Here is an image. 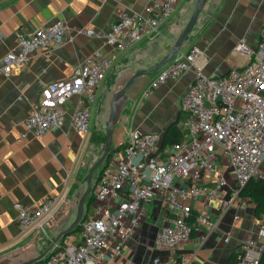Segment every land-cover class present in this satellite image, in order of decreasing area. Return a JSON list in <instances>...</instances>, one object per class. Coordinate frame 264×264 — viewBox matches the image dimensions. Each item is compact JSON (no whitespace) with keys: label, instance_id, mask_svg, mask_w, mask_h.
Segmentation results:
<instances>
[{"label":"crops","instance_id":"crops-1","mask_svg":"<svg viewBox=\"0 0 264 264\" xmlns=\"http://www.w3.org/2000/svg\"><path fill=\"white\" fill-rule=\"evenodd\" d=\"M152 2L0 0V264L13 252L23 257L18 264L39 255L76 219L88 172L105 149L106 123L114 93L135 72L152 69L167 56L182 33L180 16L189 13L190 2L177 6L171 19L157 33L145 35L123 52L108 45L103 36H89L82 28L106 31L123 13L142 9ZM202 14L207 15L196 22L181 49L195 45L202 51L197 65L202 66L207 76L225 75L232 66L243 65L246 59L235 48L242 39L249 46L258 43L264 24V0H208ZM56 20H63L67 26L64 42L37 50L25 66H14L6 74L3 58L7 52L18 49L19 31L28 34ZM96 49H102L106 57L113 59V64L97 88L90 110L89 131L82 133L72 123V114L80 100L79 95H73L66 102V117L61 126L43 135L28 132L23 136L25 120L43 88L70 77ZM157 73L138 76L126 94L115 101L116 113L110 132L111 148L115 151L128 142L134 131L155 132L163 138L169 127L176 124L173 131L180 140L184 138L185 115L180 102L195 79L196 68L159 84L146 96L145 90ZM114 152L95 172L94 181L114 158ZM221 165L229 178L220 191L227 203L212 200L206 206L205 196L186 200L193 208V216L206 211L219 220L204 242L200 238L206 228L201 227L175 249L158 246L157 234L172 224V215L162 196L156 195L120 253L108 250L103 264H152L170 256L184 257L186 264H230L235 257L234 264H237L243 241L255 237L260 228L264 229V215L255 213V204L248 196L239 193L234 198L236 178L228 161L222 160ZM206 181H211V177H206ZM211 185L214 184L211 182ZM48 197L58 201L57 209L38 228L22 230L17 205L33 209ZM92 206L93 202L89 210L86 206V214L92 212ZM226 237L230 239L226 241ZM80 240L81 229H77L60 239L53 249Z\"/></svg>","mask_w":264,"mask_h":264},{"label":"built area","instance_id":"built-area-1","mask_svg":"<svg viewBox=\"0 0 264 264\" xmlns=\"http://www.w3.org/2000/svg\"><path fill=\"white\" fill-rule=\"evenodd\" d=\"M184 1L153 0L142 9L123 13L106 31L90 28L81 31L89 36H103L108 45L123 52L145 35L157 33ZM66 35L63 20L28 34L19 31L18 49L7 52L3 58L5 73H10L14 66H25L37 50L61 44ZM235 50L244 55L246 62L232 66L221 76L202 72V66L197 65L202 51L195 45L179 49L173 55L146 88L145 95L168 79L196 68L195 79L180 102L185 115L184 138L164 146L158 133H131L128 142L114 152V158L103 168L93 187L92 212L81 221L80 242L59 245L36 264H103L108 250L120 253L156 195L162 196L172 215V224L157 234L158 246L175 249L201 227L206 228L200 238L204 242L219 220L206 211L193 216V208L186 200L205 196L206 206L212 200L227 203L220 195L229 180L221 161H228L236 178L234 198L251 179L264 182V24L255 46L242 39ZM112 64V58L96 49L70 77L46 85L25 120L23 136L28 132L43 135L61 126L66 117V102L73 95H79L80 100L72 123L86 134L97 88ZM206 177H211V181H206ZM58 204L55 198L48 197L33 209L17 205L19 226L25 231L38 228ZM263 237L264 229L260 228L255 237L243 241L237 264H258L264 253ZM186 261L184 257L170 256L152 264H186Z\"/></svg>","mask_w":264,"mask_h":264},{"label":"water","instance_id":"water-1","mask_svg":"<svg viewBox=\"0 0 264 264\" xmlns=\"http://www.w3.org/2000/svg\"><path fill=\"white\" fill-rule=\"evenodd\" d=\"M205 2H206V0H197L193 14H192L188 24L186 25L184 31L180 34L178 40L173 44V46H172L170 52L167 54V56L152 69H142V70H138L137 72H135V74L128 80L126 85L114 93V95L112 97L110 118L106 123L107 140L105 143V149H104L102 156L92 165V167L90 168V170L88 172L87 187H86L84 193L82 194V196L80 198L79 212H78L76 219L71 223V225L68 228H66L65 230H63L62 232H60L56 236L53 243L48 248H46V250L41 252L39 255H37V256L29 259V260H26L24 262H21L19 264H36V263L42 261L44 258H46L49 255V253L52 251L54 245L57 244L60 239L65 237L70 232L78 229V227L81 224V221L83 220L84 216L86 215V206L88 205V201H86V200L90 196V193L93 190L95 183L97 182V180L94 181V174L103 165V163L109 158V156L115 151L114 149L111 148V135H110L112 123H113V120L115 119V113H116L115 106H114L115 101L126 94L127 90L134 83V81L137 79L138 76L143 75V74L151 75V74L157 73L163 66H165L167 64V62L173 57V55L179 49H181L182 45L184 44V42L188 38L191 30L195 26V24H196V22L200 16V13L202 11V7H203Z\"/></svg>","mask_w":264,"mask_h":264},{"label":"trees","instance_id":"trees-1","mask_svg":"<svg viewBox=\"0 0 264 264\" xmlns=\"http://www.w3.org/2000/svg\"><path fill=\"white\" fill-rule=\"evenodd\" d=\"M176 124H173L165 135L163 136V145H168L170 143L179 141L178 135L173 131V128ZM110 158V156H109ZM107 159V161L109 160ZM240 194L244 196H248L252 202L255 204V213L257 215H264V182L257 179H251L241 190ZM93 202V197L90 196L88 199V210L90 209V205ZM81 229V226L78 227ZM235 257L231 258L230 264H234ZM258 264H264V253L261 256Z\"/></svg>","mask_w":264,"mask_h":264},{"label":"rangeland","instance_id":"rangeland-1","mask_svg":"<svg viewBox=\"0 0 264 264\" xmlns=\"http://www.w3.org/2000/svg\"><path fill=\"white\" fill-rule=\"evenodd\" d=\"M190 2V3H189ZM196 2H197V0H185V3L186 4H190V11H189V13L188 14H185V15H183V16H180V19H181V21H182V27H181V31L183 32L184 31V29H185V27H186V25L188 24V22H189V20H190V18H191V16H192V14H193V11H194V8H195V5H196ZM207 2H208V0H206V2L204 3V5H203V7H202V11H201V14H200V16H199V18H198V20H197V23L199 22V20L201 19V18H203L204 16H206L207 14H202L203 12H204V10H205V7H206V4H207ZM173 16V15H172ZM171 19V18H170ZM169 19V20H170ZM168 20V21H169ZM167 21V22H168ZM196 23V24H197ZM196 26V25H195ZM194 26V27H195ZM23 259V257H19L18 256V254H17V252H13V254H11L8 258H4V260L1 262V264H18V262L19 261H21Z\"/></svg>","mask_w":264,"mask_h":264}]
</instances>
